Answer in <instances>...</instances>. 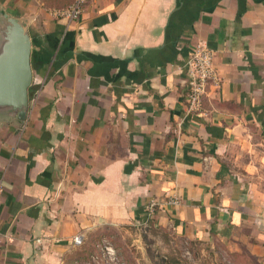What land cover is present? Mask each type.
<instances>
[{"label":"crops","instance_id":"0c3cea01","mask_svg":"<svg viewBox=\"0 0 264 264\" xmlns=\"http://www.w3.org/2000/svg\"><path fill=\"white\" fill-rule=\"evenodd\" d=\"M0 8L40 51L26 122L0 123V264H71L76 237L151 202L175 234L264 259V0H85L73 23L36 0ZM198 46L219 80L201 115Z\"/></svg>","mask_w":264,"mask_h":264},{"label":"rangeland","instance_id":"374dc122","mask_svg":"<svg viewBox=\"0 0 264 264\" xmlns=\"http://www.w3.org/2000/svg\"><path fill=\"white\" fill-rule=\"evenodd\" d=\"M36 1L42 10L52 15L64 11L74 2ZM151 204L137 219L120 225H107L100 231L89 233L70 263L166 264L175 261L174 264H264V259L245 244L235 247L230 240L214 237L189 240L175 234L170 226L158 220L159 212H162L159 206L155 204L152 207Z\"/></svg>","mask_w":264,"mask_h":264},{"label":"water","instance_id":"95a60500","mask_svg":"<svg viewBox=\"0 0 264 264\" xmlns=\"http://www.w3.org/2000/svg\"><path fill=\"white\" fill-rule=\"evenodd\" d=\"M31 20L0 8V123H25L33 84Z\"/></svg>","mask_w":264,"mask_h":264},{"label":"built area","instance_id":"2783aa9c","mask_svg":"<svg viewBox=\"0 0 264 264\" xmlns=\"http://www.w3.org/2000/svg\"><path fill=\"white\" fill-rule=\"evenodd\" d=\"M85 6V0H78L69 9L56 13L57 18L66 19L69 23L78 21ZM213 52L204 46L196 47L185 64V74L188 87L187 106L188 111L195 115H201L204 110V99L208 96L212 87L219 85L213 62ZM3 189L0 187V204L2 202ZM155 206L154 203L151 204ZM77 247L83 245V237L74 239Z\"/></svg>","mask_w":264,"mask_h":264},{"label":"trees","instance_id":"16d2710c","mask_svg":"<svg viewBox=\"0 0 264 264\" xmlns=\"http://www.w3.org/2000/svg\"><path fill=\"white\" fill-rule=\"evenodd\" d=\"M77 0H74L73 3H71V5H69L67 8L65 9H68L69 7H71L72 5H74V3L76 2ZM64 9V10H65ZM31 33V32H30ZM31 38H32V43H33V53H32V66L33 68L37 67L39 64H40V60L38 58V54H40V51H36L35 47H36V43H37V39L32 36L31 34ZM33 93V91L30 89V95ZM175 261H170V262H166V264H174Z\"/></svg>","mask_w":264,"mask_h":264}]
</instances>
